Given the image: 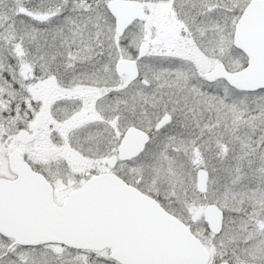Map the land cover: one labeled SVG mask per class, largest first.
I'll return each instance as SVG.
<instances>
[{
	"label": "snow or ice",
	"instance_id": "snow-or-ice-1",
	"mask_svg": "<svg viewBox=\"0 0 264 264\" xmlns=\"http://www.w3.org/2000/svg\"><path fill=\"white\" fill-rule=\"evenodd\" d=\"M0 264H264V0H0Z\"/></svg>",
	"mask_w": 264,
	"mask_h": 264
}]
</instances>
